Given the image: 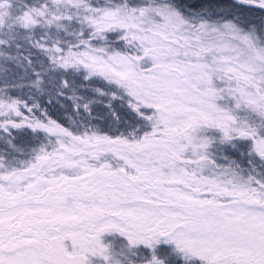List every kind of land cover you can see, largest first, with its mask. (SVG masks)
Returning <instances> with one entry per match:
<instances>
[{
  "label": "snow or ice",
  "instance_id": "obj_1",
  "mask_svg": "<svg viewBox=\"0 0 264 264\" xmlns=\"http://www.w3.org/2000/svg\"><path fill=\"white\" fill-rule=\"evenodd\" d=\"M0 264H264V0H0Z\"/></svg>",
  "mask_w": 264,
  "mask_h": 264
}]
</instances>
